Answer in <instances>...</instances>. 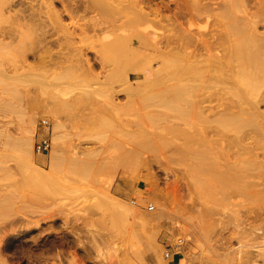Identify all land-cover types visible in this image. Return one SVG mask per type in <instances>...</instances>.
<instances>
[{
    "label": "rangeland",
    "instance_id": "374dc122",
    "mask_svg": "<svg viewBox=\"0 0 264 264\" xmlns=\"http://www.w3.org/2000/svg\"><path fill=\"white\" fill-rule=\"evenodd\" d=\"M153 31L174 42L141 58L101 38L64 45L76 58L0 52V264H264V86L213 80L203 107L177 105L170 86L199 75L180 58L196 57Z\"/></svg>",
    "mask_w": 264,
    "mask_h": 264
},
{
    "label": "bare ground",
    "instance_id": "6f19581e",
    "mask_svg": "<svg viewBox=\"0 0 264 264\" xmlns=\"http://www.w3.org/2000/svg\"><path fill=\"white\" fill-rule=\"evenodd\" d=\"M152 2L0 0V18L5 22L3 25L7 24L4 27L0 24V52L7 50L14 56L12 58H76L75 53L63 52L64 45H72L77 38L91 44L101 38L106 46L105 53L125 47L132 58H141L149 49L159 52L163 46L174 42V36H163L153 31L154 24H157L178 31L177 39L188 46L186 53L196 57L180 60L196 63V71L199 72L197 78L185 75L170 86L173 91L171 102L184 105L185 97H188L187 101L194 108L203 107L211 101L206 94L213 88V80H219L227 87L245 81L264 86V0L251 5L253 10L250 11L246 9L251 4L250 0H173L175 7H166L169 14L163 12L159 3L152 7ZM192 3L196 9H192ZM99 12L114 19L99 18ZM129 28L133 29L129 31ZM52 46L59 50L54 52ZM75 49L83 53V46L72 51ZM94 55V58H102L103 53L95 49ZM2 56L8 58L9 55ZM237 59L239 64L235 62ZM171 65L173 67L172 62ZM248 68L252 70L248 72ZM260 102H264V98L250 104L253 108ZM53 140H56V133H53ZM23 146L33 154V140L24 141ZM50 154L54 158L53 150ZM113 203L129 213V207L121 201ZM261 232L264 233L263 230ZM260 255L264 260V245ZM160 260L161 264L168 262L162 257Z\"/></svg>",
    "mask_w": 264,
    "mask_h": 264
},
{
    "label": "built area",
    "instance_id": "2783aa9c",
    "mask_svg": "<svg viewBox=\"0 0 264 264\" xmlns=\"http://www.w3.org/2000/svg\"><path fill=\"white\" fill-rule=\"evenodd\" d=\"M40 125L44 128L41 134V138L35 143V150L38 153H45L48 152L51 149L52 140L50 137V124L48 120L42 119L40 122ZM148 210H154L153 205L148 206ZM171 256V252L167 250L165 252V257L169 258ZM173 260V257L171 258V261Z\"/></svg>",
    "mask_w": 264,
    "mask_h": 264
}]
</instances>
